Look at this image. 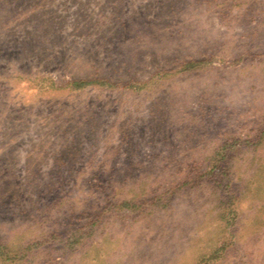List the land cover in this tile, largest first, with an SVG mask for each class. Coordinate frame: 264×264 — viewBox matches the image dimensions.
<instances>
[{
	"label": "rangeland",
	"instance_id": "rangeland-1",
	"mask_svg": "<svg viewBox=\"0 0 264 264\" xmlns=\"http://www.w3.org/2000/svg\"><path fill=\"white\" fill-rule=\"evenodd\" d=\"M0 264H264V0H0Z\"/></svg>",
	"mask_w": 264,
	"mask_h": 264
},
{
	"label": "trees",
	"instance_id": "trees-1",
	"mask_svg": "<svg viewBox=\"0 0 264 264\" xmlns=\"http://www.w3.org/2000/svg\"><path fill=\"white\" fill-rule=\"evenodd\" d=\"M194 63H196V61L187 62L186 65H185V69L191 67L192 65H194ZM91 81L92 80H80V81H77V82H73V84L77 87V86H80V85H83V84H88ZM125 202L128 204V201H125Z\"/></svg>",
	"mask_w": 264,
	"mask_h": 264
}]
</instances>
